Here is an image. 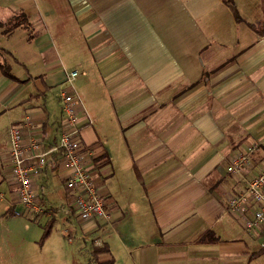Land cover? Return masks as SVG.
Here are the masks:
<instances>
[{"label": "crops", "instance_id": "crops-1", "mask_svg": "<svg viewBox=\"0 0 264 264\" xmlns=\"http://www.w3.org/2000/svg\"><path fill=\"white\" fill-rule=\"evenodd\" d=\"M233 2L237 15L225 0H0V264H264L227 206L245 185L231 158L257 144L250 175L264 164V0ZM70 70L109 222L80 220L67 189L59 217L52 164L35 182L43 213L9 180L10 125L32 115L25 137L57 145L62 118L35 100L60 101Z\"/></svg>", "mask_w": 264, "mask_h": 264}, {"label": "built area", "instance_id": "built-area-1", "mask_svg": "<svg viewBox=\"0 0 264 264\" xmlns=\"http://www.w3.org/2000/svg\"><path fill=\"white\" fill-rule=\"evenodd\" d=\"M78 70L65 71V86L60 90L62 121L59 142L44 149L40 141L26 138L24 131L34 126L32 115H26L21 123L9 127L10 149L5 163L14 184L16 202L32 213H43L44 209L35 202L36 178L42 174L54 153H60L56 160L59 171L64 173V184L69 193L68 202L82 221L105 220L109 222L111 212L109 197L101 189L97 179V154L91 146L81 140L79 112L89 124L94 119L88 113L82 96L74 89ZM258 145H251L246 151L236 153L230 160L227 171L244 182V188L229 197L228 210L242 217L245 231L264 247V164L256 174L250 175L252 157Z\"/></svg>", "mask_w": 264, "mask_h": 264}, {"label": "rangeland", "instance_id": "rangeland-1", "mask_svg": "<svg viewBox=\"0 0 264 264\" xmlns=\"http://www.w3.org/2000/svg\"><path fill=\"white\" fill-rule=\"evenodd\" d=\"M35 102H36V104L39 107H45V105H46V107L48 109V112L51 113V116L53 118H58V119L62 118V116L60 114L61 110H60L59 96H58V94H57V92L55 90L50 92V93H47V94L41 96L39 99H36ZM55 175H56V177H55L56 185H58L56 187L58 196H57V199H56V201L54 202L53 205H54L55 208H58L57 214H59V217L62 218L65 215H68V213H69V211H68L69 210L68 209L69 206H68V203H66V200H65V191H66L65 189H67V188H66L65 184L62 186V183H60V181L58 179L59 173L57 171L55 172L54 176ZM72 222L74 224V227H77L78 230H79L80 228L78 226H76L77 225V221L75 220V218L72 219ZM42 224H43L42 225V227H43L44 223H42ZM80 241L83 244V246L80 248V250H79L80 252H75L74 253V257H75V259H77V261L84 262L85 260L88 259V253L89 252L87 251L86 247H88V249H89L90 243H86V244H88V246L85 247L84 241L81 240V239H80ZM80 241L77 240V237H74L73 242H68L67 241L66 246L73 248Z\"/></svg>", "mask_w": 264, "mask_h": 264}, {"label": "trees", "instance_id": "trees-1", "mask_svg": "<svg viewBox=\"0 0 264 264\" xmlns=\"http://www.w3.org/2000/svg\"><path fill=\"white\" fill-rule=\"evenodd\" d=\"M226 1V3L232 8V10L234 11V13L237 15V12H236V8H235V6H234V2H233V0H225ZM237 18H238V16H237ZM2 68H3V66H2ZM60 157V153L58 152V153H54V154H52L51 155V157H50V160H49V162H48V165L49 164H52V168H54V170L56 169V160L58 159ZM107 164V161H101V162H98L97 163V166H99V167H101V166H104V165H106ZM47 165V166H48ZM47 169V168H46ZM51 230H52V225L50 224V223H48L46 226H45V229H44V232H43V235H42V237H41V239H40V243H42V242H44L49 236H50V234H51ZM259 253H264V247L263 248H261L260 249V252H257V254L256 255H259ZM109 264H112V263H109Z\"/></svg>", "mask_w": 264, "mask_h": 264}]
</instances>
